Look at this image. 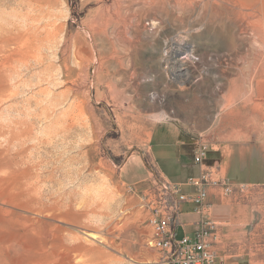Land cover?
Segmentation results:
<instances>
[{"label": "rangeland", "instance_id": "obj_1", "mask_svg": "<svg viewBox=\"0 0 264 264\" xmlns=\"http://www.w3.org/2000/svg\"><path fill=\"white\" fill-rule=\"evenodd\" d=\"M258 2L0 0V264H161L159 130L230 180L216 264H264Z\"/></svg>", "mask_w": 264, "mask_h": 264}, {"label": "built area", "instance_id": "obj_2", "mask_svg": "<svg viewBox=\"0 0 264 264\" xmlns=\"http://www.w3.org/2000/svg\"><path fill=\"white\" fill-rule=\"evenodd\" d=\"M207 148L197 150L194 160L202 167L201 174L190 177L184 184L167 182L165 196L152 211L150 224L153 228L152 245L161 255V264H216L218 256L213 249L218 238V223L211 216L208 203L209 190L223 186L230 191L229 184L216 178L214 171L206 164ZM184 187L191 188L185 192ZM191 204L200 215L198 230L193 236L176 238V229L186 205Z\"/></svg>", "mask_w": 264, "mask_h": 264}, {"label": "crops", "instance_id": "obj_3", "mask_svg": "<svg viewBox=\"0 0 264 264\" xmlns=\"http://www.w3.org/2000/svg\"><path fill=\"white\" fill-rule=\"evenodd\" d=\"M154 139L155 142L153 148L156 161L161 168L162 174L168 182L173 184H184L188 178L197 177L201 174L202 167L194 163V147L190 142L181 140L178 135L173 134L172 130H169L168 132L162 130L155 131ZM222 168L223 164H219V169L221 171ZM211 169L216 171L215 168ZM215 175L216 178L219 179L216 173ZM221 177V181L228 179L227 175ZM228 181L230 180L228 179ZM184 191L190 192L191 188L184 187ZM210 195L211 189L209 190V197ZM180 219L181 224L176 229V238L193 236L198 230L200 215L194 212L191 204L185 206L184 213Z\"/></svg>", "mask_w": 264, "mask_h": 264}, {"label": "bare ground", "instance_id": "obj_4", "mask_svg": "<svg viewBox=\"0 0 264 264\" xmlns=\"http://www.w3.org/2000/svg\"><path fill=\"white\" fill-rule=\"evenodd\" d=\"M259 2L257 3V4H260V5H263L264 6V0H258ZM237 2V1H236ZM251 3H252V1H251ZM237 4V3H236ZM255 5V4H254ZM253 5V6H254ZM222 6V5H221ZM255 7V6H254ZM257 7V6H256ZM252 9H254L253 7H252ZM254 11V10H253ZM241 12V11H240ZM253 13V12H252ZM257 13V9L255 8V14ZM258 13H259V15H260V17H259V20H260V25L259 26H257V28L256 29H259V31L261 32V34H262V36H263V38H262V40H263V45H264V10H261V8H260V10L258 11ZM251 15V14H250ZM256 16V15H255ZM234 18V17H233ZM258 18V17H257ZM252 19V18H251ZM257 20V19H256ZM240 28V27H239ZM253 29H254V27H252ZM255 29V30H256ZM258 30H256V32H257ZM250 35V34H249ZM261 36V35H260ZM259 36V37H260ZM258 42V41H257ZM261 42V44H262V41H260ZM255 44V43H254ZM257 44V43H256ZM0 47H2L1 45H0ZM261 47H263V46H261ZM264 50V49H263ZM260 56H261V54H260ZM264 57V54H263V56H262V58ZM256 60H259V58L258 59H256ZM261 60V59H260ZM260 62V61H259ZM262 62V61H261ZM264 62V61H263ZM261 66H264V64H262ZM261 68V67H260ZM264 69V68H263ZM256 71V70H255ZM255 73H257L258 75H259V73H258V71H256ZM263 75V74H262ZM253 76V75H252ZM258 77V76H257ZM253 79H255V78H253ZM262 81V80H261ZM260 83H262V82H260ZM258 90H259V92H264V85H260V87L258 88ZM67 132V131H66ZM67 134V133H66ZM65 135V134H64ZM67 154V153H66ZM57 166V165H56ZM55 169V168H54ZM52 171V170H51ZM41 177V176H40ZM42 178V177H41ZM38 184V183H37Z\"/></svg>", "mask_w": 264, "mask_h": 264}]
</instances>
